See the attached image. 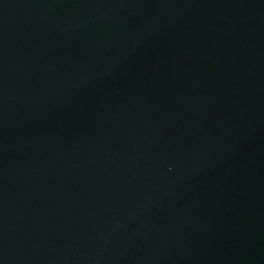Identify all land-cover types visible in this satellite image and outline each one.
Masks as SVG:
<instances>
[{
	"label": "water",
	"instance_id": "water-1",
	"mask_svg": "<svg viewBox=\"0 0 264 264\" xmlns=\"http://www.w3.org/2000/svg\"><path fill=\"white\" fill-rule=\"evenodd\" d=\"M0 264H264V0H0Z\"/></svg>",
	"mask_w": 264,
	"mask_h": 264
}]
</instances>
